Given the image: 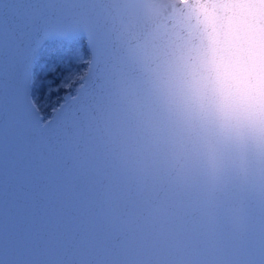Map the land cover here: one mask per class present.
<instances>
[{
    "label": "snow or ice",
    "instance_id": "snow-or-ice-1",
    "mask_svg": "<svg viewBox=\"0 0 264 264\" xmlns=\"http://www.w3.org/2000/svg\"><path fill=\"white\" fill-rule=\"evenodd\" d=\"M193 60L141 0H0V264H264V129Z\"/></svg>",
    "mask_w": 264,
    "mask_h": 264
},
{
    "label": "water",
    "instance_id": "water-1",
    "mask_svg": "<svg viewBox=\"0 0 264 264\" xmlns=\"http://www.w3.org/2000/svg\"><path fill=\"white\" fill-rule=\"evenodd\" d=\"M187 70L235 123L264 129V0H141ZM196 45V48L192 46Z\"/></svg>",
    "mask_w": 264,
    "mask_h": 264
}]
</instances>
